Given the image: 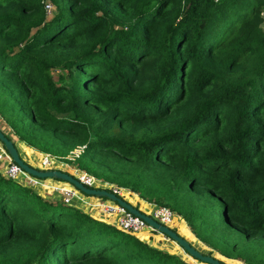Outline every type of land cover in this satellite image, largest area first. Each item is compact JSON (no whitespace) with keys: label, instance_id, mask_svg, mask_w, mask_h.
<instances>
[{"label":"trees","instance_id":"1","mask_svg":"<svg viewBox=\"0 0 264 264\" xmlns=\"http://www.w3.org/2000/svg\"><path fill=\"white\" fill-rule=\"evenodd\" d=\"M0 115L264 264V0H0ZM138 236L0 171V264H202Z\"/></svg>","mask_w":264,"mask_h":264},{"label":"built area","instance_id":"2","mask_svg":"<svg viewBox=\"0 0 264 264\" xmlns=\"http://www.w3.org/2000/svg\"><path fill=\"white\" fill-rule=\"evenodd\" d=\"M53 8L52 4L46 3V9L51 10ZM2 117L0 115V126L2 124ZM79 148V147H78ZM77 148V149H78ZM76 149V150H77ZM43 158L40 163H38V168L41 170L57 169V166L54 165V162H57L56 156L42 153ZM0 171L8 178L17 180L18 182L36 188L39 192L40 190H46L48 187H51L52 190H49L50 193L44 196L57 195L59 198L67 203L70 206L81 209L83 212L89 216L105 222L107 224L113 225L129 234H133L138 237V233H141L149 224L140 216L135 215L130 212L127 208L121 206L119 203L112 201L108 198L104 200L102 197L95 196V199H90L91 196L83 197L82 191L77 188L75 185L70 182L52 180L39 178L28 173L24 170L17 162L14 161L12 156L8 153L3 143L0 141ZM74 177L79 179L85 186L88 188L101 189L102 186H96V178L82 170L74 171ZM48 184V185H45ZM51 185V186H50ZM49 188V189H51ZM107 189V188H104ZM121 187H113L108 189L111 192H114L118 196H121ZM41 193V192H40ZM84 193V192H83ZM42 194V193H41ZM85 194V193H84ZM43 195V194H42ZM92 209L93 212L96 210L98 215L90 214L84 210V208ZM152 210L148 213L159 223L166 225L170 228H176L178 225L175 224V215L174 212L167 206H152ZM146 213V212H145ZM110 219V220H109ZM154 231H157L152 227ZM152 236L151 238H153Z\"/></svg>","mask_w":264,"mask_h":264},{"label":"rangeland","instance_id":"3","mask_svg":"<svg viewBox=\"0 0 264 264\" xmlns=\"http://www.w3.org/2000/svg\"><path fill=\"white\" fill-rule=\"evenodd\" d=\"M45 2V1H44ZM45 3H50L49 1H46ZM47 13L49 15H53L55 14V11L54 9L52 8L50 11L48 10ZM58 73L59 71H54V76L55 78H57L58 76ZM2 116V115H1ZM3 117V116H2ZM4 119V117L2 118ZM3 123L1 124L0 126V129L8 136H10L12 139H13V134L11 133V130L9 131V128L8 127H3L6 125V121L5 120H2ZM5 124V125H4ZM19 141L16 142V145L17 147L19 148V152L22 156L23 159H25V161H27L28 163H30L31 165H33L35 167V165H37L36 163H40L41 159L43 158L42 155H39V154H42L44 152H40L38 150H35L34 148H31L29 146H26V144L24 143H20V146H19ZM4 145V144H3ZM85 149V146H79V148L77 150H74L70 153L69 156L66 157V159H68L66 161V159L64 158H59L57 157L56 159L58 160L57 162H54V165L57 166V169H61V170H64L66 172H69L70 174H73L74 171H77V170H80L77 168V165H74L72 164V162H74V156H78L81 154L82 151H84ZM33 152H32V151ZM28 156V157H27ZM31 158V159H30ZM64 159V160H63ZM36 162V163H35ZM35 163V164H33ZM90 174V173H89ZM92 175V174H91ZM49 181H52V180H55V179H47ZM98 180V179H97ZM57 181V180H55ZM102 183H105L101 180H98ZM112 184V183H110ZM45 185H48V184H45ZM51 186V185H50ZM102 186V185H100ZM117 187V184H112L111 187H104V188H107V189H111L113 187ZM119 187V186H118ZM51 187H48L45 191L44 190H40V192L43 194V195H47L49 192V190H52L49 189ZM121 188H124V187H121ZM83 194V197L87 196L86 194H84L83 192H81ZM121 193V196L123 199H128L135 207H137L138 209H140L142 212H146L147 214L150 212V210H152V206L154 205H159V204H153L151 202H149L150 204H147L146 200H144L142 197L139 199L135 194H133L134 192H132L129 188V190L126 188L125 189H121L120 191ZM91 198L90 199H95V196H92L90 195ZM139 196V195H138ZM104 200H106V197H102ZM127 200V201H128ZM122 206V205H121ZM159 206H165V205H159ZM170 207V206H169ZM171 208V207H170ZM172 209V208H171ZM84 210L90 214H96L98 215V213L96 212V210L93 212L92 209L88 208V206H86L84 208ZM173 210V209H172ZM149 215V214H148ZM174 215H177L176 213H174ZM152 217V216H151ZM153 218V217H152ZM182 219L185 221L183 222L182 224V220H180V218H178L177 216H175V224L178 225V227L174 228L176 229L180 235L184 236L185 238H187L199 251H201L202 253H205V254H208V255H212V256H215L219 259H222L223 261H225L226 263L228 264H247L245 263L244 261H241L239 260V262H236L235 260L236 259H232V258H229V257H226L224 255H222L219 251L209 247L205 242L201 241L200 238L196 235V233H194V231L191 229V224L189 223L188 219L185 217H182ZM110 220V219H109ZM197 226L198 227H202L200 226V223H201V219H198L197 222H196ZM181 224V225H179ZM181 226V227H179ZM142 236V238L144 239H150L152 236H156L158 235V239L159 240H162L161 242L157 243L155 242L154 244L157 245V246H161L163 249L167 250V251H170L172 250L173 246L175 245V243H173V239L170 238L168 235L164 234V233H161L159 231H154L152 229V226L149 224V226L147 228H145L141 233H138V235ZM193 234V236H192ZM139 237V236H138ZM194 237V238H193ZM140 238V237H139ZM155 237H153L152 239H150V241H153ZM141 239V238H140ZM149 241V242H150ZM147 242V243H149ZM176 242V241H174ZM177 243V242H176ZM178 244V243H177ZM149 245H151L149 243ZM179 245V244H178ZM153 246V245H151ZM155 247V246H153ZM157 249H160L159 247H155ZM162 250V249H161ZM164 251V250H163ZM185 251V250H184ZM182 254V251L179 252ZM185 254L189 255L190 257H192L190 254H188L186 251L184 252ZM230 259V260H228ZM232 260V261H231ZM186 261V260H185ZM198 262H200L199 260H197ZM188 262V261H187ZM189 263V262H188ZM202 264H207L205 262H200Z\"/></svg>","mask_w":264,"mask_h":264},{"label":"water","instance_id":"4","mask_svg":"<svg viewBox=\"0 0 264 264\" xmlns=\"http://www.w3.org/2000/svg\"><path fill=\"white\" fill-rule=\"evenodd\" d=\"M0 141L4 144L6 150L12 156L14 161L17 162L28 173L34 176H37L39 178H43V179L53 178L57 180L67 181L75 185L85 194L92 195V196H98V197H106L112 201H115L119 203L120 205H122L123 207L127 208L130 212L143 218L148 224L154 227L157 231L168 235L170 238L176 241L188 254H190L192 258L205 262L207 264H228L222 259H219L215 256L202 253L188 239L180 235L178 231L159 223L157 220L152 218L150 215H148L145 212H142L140 209L135 207L132 203L118 196L114 192L109 191L108 189L88 188L79 179L74 177L73 174H70L69 172H66L61 169L40 170L32 166L30 163L26 162L25 159L21 157V154L16 144L14 143V141L9 139L7 135L1 129H0Z\"/></svg>","mask_w":264,"mask_h":264},{"label":"crops","instance_id":"5","mask_svg":"<svg viewBox=\"0 0 264 264\" xmlns=\"http://www.w3.org/2000/svg\"><path fill=\"white\" fill-rule=\"evenodd\" d=\"M3 127H5V126H3ZM9 128V127H8ZM9 131H10V129H9ZM21 143V142H20ZM20 143H19V146H20ZM32 151V150H31ZM33 152V151H32ZM39 155H41V154H39ZM28 157V156H27ZM31 159V158H30ZM36 163V162H35ZM35 163H33V164H35ZM37 165H38V163H36ZM147 204H150L149 202H146ZM175 216H178V218H180V220H182V224H183V222H185L183 219H182V217L181 216H179V215H175ZM179 225H181V224H179ZM179 227H181V226H179ZM182 228V227H181ZM155 238H154V242H157V243H159V242H161L162 240H159L158 239V235H156V236H154ZM150 239H152V238H150ZM149 239V240H150Z\"/></svg>","mask_w":264,"mask_h":264},{"label":"clouds","instance_id":"6","mask_svg":"<svg viewBox=\"0 0 264 264\" xmlns=\"http://www.w3.org/2000/svg\"><path fill=\"white\" fill-rule=\"evenodd\" d=\"M33 166V165H32ZM35 167L36 168H38V165H35ZM39 169V168H38ZM41 170V169H40ZM45 179H47V178H45ZM53 179V178H52ZM55 180H57V179H55ZM60 181H63V180H60ZM67 182V181H66ZM174 229V228H173ZM176 230V229H175ZM177 231V230H176Z\"/></svg>","mask_w":264,"mask_h":264}]
</instances>
